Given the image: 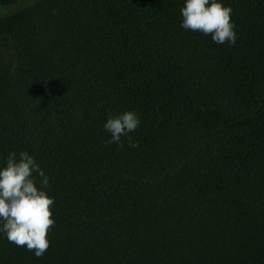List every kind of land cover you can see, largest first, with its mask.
<instances>
[{
	"label": "trees",
	"instance_id": "16d2710c",
	"mask_svg": "<svg viewBox=\"0 0 264 264\" xmlns=\"http://www.w3.org/2000/svg\"><path fill=\"white\" fill-rule=\"evenodd\" d=\"M14 2L0 167L34 157L55 227L40 258L0 233V264H264V0H220L234 45L182 28L185 0ZM127 110L139 146H106Z\"/></svg>",
	"mask_w": 264,
	"mask_h": 264
},
{
	"label": "clouds",
	"instance_id": "9594fccd",
	"mask_svg": "<svg viewBox=\"0 0 264 264\" xmlns=\"http://www.w3.org/2000/svg\"><path fill=\"white\" fill-rule=\"evenodd\" d=\"M233 9L220 0H185L180 9L183 17L181 27L211 35L217 44L234 45L237 39L235 23L231 20ZM103 107V103L97 105ZM140 126V116L135 111L108 114L103 129L110 133L105 145L124 147L122 137L128 139L129 147L137 148L138 141L129 135ZM40 177L39 187L34 177ZM49 186V177L33 156L26 151L10 152L6 166L0 167V233L8 242L34 251L37 258L49 249L48 233L55 227L52 207L55 198L44 190Z\"/></svg>",
	"mask_w": 264,
	"mask_h": 264
},
{
	"label": "rangeland",
	"instance_id": "374dc122",
	"mask_svg": "<svg viewBox=\"0 0 264 264\" xmlns=\"http://www.w3.org/2000/svg\"><path fill=\"white\" fill-rule=\"evenodd\" d=\"M18 2L11 3L7 6H0V15H8L18 9Z\"/></svg>",
	"mask_w": 264,
	"mask_h": 264
}]
</instances>
